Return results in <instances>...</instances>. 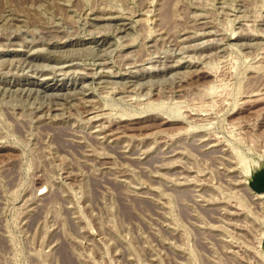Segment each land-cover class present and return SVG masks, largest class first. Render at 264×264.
<instances>
[{
  "label": "rangeland",
  "instance_id": "1",
  "mask_svg": "<svg viewBox=\"0 0 264 264\" xmlns=\"http://www.w3.org/2000/svg\"><path fill=\"white\" fill-rule=\"evenodd\" d=\"M0 264H264V0H0Z\"/></svg>",
  "mask_w": 264,
  "mask_h": 264
},
{
  "label": "bare ground",
  "instance_id": "2",
  "mask_svg": "<svg viewBox=\"0 0 264 264\" xmlns=\"http://www.w3.org/2000/svg\"><path fill=\"white\" fill-rule=\"evenodd\" d=\"M189 36H190V35H189ZM203 69H204V68H203ZM207 69H208V68H207ZM48 85H49V84H48ZM52 87H55V86H52ZM260 177H261V176H258V177H257V181H254V182H253V185L256 184V182H258V180H260ZM261 183H262V182H261Z\"/></svg>",
  "mask_w": 264,
  "mask_h": 264
}]
</instances>
